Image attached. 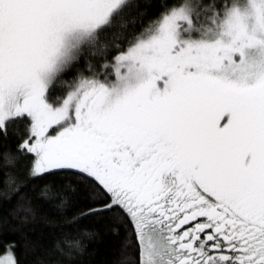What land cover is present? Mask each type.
Listing matches in <instances>:
<instances>
[{
	"label": "snow or ice",
	"instance_id": "snow-or-ice-1",
	"mask_svg": "<svg viewBox=\"0 0 264 264\" xmlns=\"http://www.w3.org/2000/svg\"><path fill=\"white\" fill-rule=\"evenodd\" d=\"M37 199L119 264H264V0H0V231Z\"/></svg>",
	"mask_w": 264,
	"mask_h": 264
},
{
	"label": "trees",
	"instance_id": "trees-1",
	"mask_svg": "<svg viewBox=\"0 0 264 264\" xmlns=\"http://www.w3.org/2000/svg\"><path fill=\"white\" fill-rule=\"evenodd\" d=\"M151 2L158 6L165 0H151ZM38 192L39 187H33L30 195L37 196ZM84 198L85 194L81 193V201ZM9 208L10 204L7 202L0 205V215L7 217ZM64 211L66 210H58L54 205L37 199L34 202V214L29 220L21 222L11 219V222L0 231V242H18L16 255L20 264H37V261L44 258L45 253L53 248L61 236L67 235L69 240L79 237L83 250L74 257L71 264H119L125 239L108 218H93L70 227L64 218ZM82 231L91 233V236L82 235ZM25 238L38 245L35 251L28 250L24 244Z\"/></svg>",
	"mask_w": 264,
	"mask_h": 264
}]
</instances>
